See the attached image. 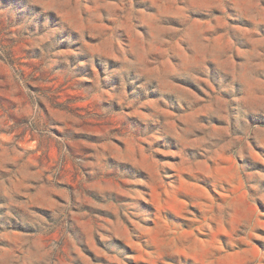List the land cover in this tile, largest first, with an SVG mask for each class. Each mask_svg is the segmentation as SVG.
Wrapping results in <instances>:
<instances>
[{
	"label": "rangeland",
	"instance_id": "374dc122",
	"mask_svg": "<svg viewBox=\"0 0 264 264\" xmlns=\"http://www.w3.org/2000/svg\"><path fill=\"white\" fill-rule=\"evenodd\" d=\"M0 264H264V0H0Z\"/></svg>",
	"mask_w": 264,
	"mask_h": 264
}]
</instances>
